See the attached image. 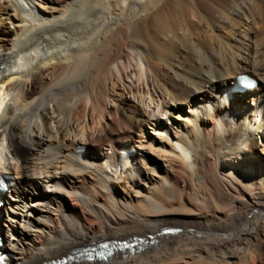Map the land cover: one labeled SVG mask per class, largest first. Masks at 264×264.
<instances>
[{"label":"bare ground","instance_id":"bare-ground-1","mask_svg":"<svg viewBox=\"0 0 264 264\" xmlns=\"http://www.w3.org/2000/svg\"><path fill=\"white\" fill-rule=\"evenodd\" d=\"M0 169L9 264L133 237L65 264L259 261L264 0H0Z\"/></svg>","mask_w":264,"mask_h":264},{"label":"rangeland","instance_id":"rangeland-1","mask_svg":"<svg viewBox=\"0 0 264 264\" xmlns=\"http://www.w3.org/2000/svg\"><path fill=\"white\" fill-rule=\"evenodd\" d=\"M6 25L7 26H9V28H14L15 27V24H14V22H11V23H6ZM94 117V118H93ZM96 117L95 116H92V120L94 121V119H95ZM5 156H6V158H7V156H8V158L7 159H3V162L1 161V163H2V166H6V164L7 163H10V164H15L16 162H15V160H13V159H11V158H9V155L6 153V151H5ZM2 171H5V172H7L6 170H4V169H1ZM9 174V173H8ZM97 183H99L98 181H96ZM92 183H94V184H90V185H88L89 186V188L91 189V191H92V189L93 190H96V191H98V190H100V191H98V193L99 192H101L102 191V193H103V197L104 196H108V194H105L106 192H104L103 191V189H102V187L100 186V185H98L97 183H95V182H92ZM94 185V186H93ZM99 186L101 187L100 189H99ZM98 188V189H97ZM191 188H192V190H196L197 188L195 187V186H191ZM105 194V195H104ZM194 195L192 194L191 196H189V200L190 201H192V203H196L195 202V199H194V197H193ZM104 198H106V197H104ZM175 203V202H174ZM172 203V205H171V207L172 208H176V207H178V204L177 203ZM174 204V205H173ZM181 205V204H180ZM179 205V206H180ZM195 206V205H194ZM1 210V209H0ZM97 210V211H96ZM93 212H94V216H91L92 218H93V222L94 223H96V224H100V223H103V222H105V218H106V216L104 215V212H102L101 211V209L99 208L98 209V207H94V209H93ZM102 213V214H101ZM96 214V215H95ZM97 216V217H96ZM103 219V220H102ZM98 220V221H97ZM103 222H102V221ZM100 222V223H99ZM54 230H52V233H50V235L52 236V237H56V238H60L61 237V235L62 234H64V233H66L67 232V230H68V228H67V223H64V221L62 220H60V222H56L55 224H54ZM60 228V229H57V228ZM56 229V230H55ZM56 231V232H55ZM0 236H2V230H1V235ZM254 256H252V255ZM251 255V256H250ZM250 256V257H249ZM252 257V258H251ZM245 259H250V261H251V259H253L254 260V263L255 264H260V262L261 261H263L261 264H264V257L262 256L261 258H260V260L258 261L257 260V258L255 259V254L254 253H247L246 254V257H245ZM245 261H247V262H249L250 263V261L249 260H245ZM87 262H97V261H87ZM254 263H251V264H254ZM30 264H35V263H30ZM214 264H216V263H214ZM218 264V263H217ZM220 264V263H219Z\"/></svg>","mask_w":264,"mask_h":264}]
</instances>
